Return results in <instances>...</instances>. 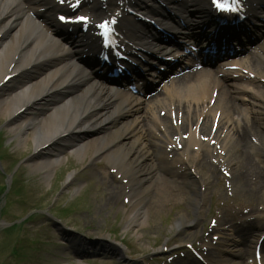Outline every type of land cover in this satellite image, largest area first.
<instances>
[{
    "label": "bare ground",
    "instance_id": "1",
    "mask_svg": "<svg viewBox=\"0 0 264 264\" xmlns=\"http://www.w3.org/2000/svg\"><path fill=\"white\" fill-rule=\"evenodd\" d=\"M135 1L137 6L142 7L146 5L147 0ZM152 1L172 5L171 7L176 8L179 13H175V17L183 19L190 29H195V23H191L188 16L191 11L203 15L204 18L211 14L210 0ZM248 5L253 16L259 18V13L264 14V0H248ZM43 8L45 11H42ZM59 10H65V6L56 4L54 0H0V116L8 118L9 130L17 136L18 147L28 145L30 141L34 143L37 150L35 156L39 159L31 162L32 169L46 171L45 178H49L53 168L61 163L60 156L65 151L72 152L79 160L89 157L91 162L103 157L112 169H116L117 177L119 175L128 179V184L121 190L118 180L112 176L110 183H106L109 191L103 203L115 204L118 195L125 192L133 205L127 222L144 224L149 220L152 211L159 212L158 208L163 199L164 205L167 201L176 199L172 189L181 191L178 183L179 179H182V182L188 185L183 191V198L188 204L190 214L185 211L174 217L171 227L173 230L195 220L189 215L194 214L195 217V212L200 208L201 196L205 194L202 193L205 183L199 182L198 172L206 171L211 187L215 182L213 180L219 176L210 159H218V163L229 170L238 190L246 189L251 169L255 167L251 156L264 149V130L261 129V121H264L263 97L255 96L254 104L257 109L253 117L242 115L241 119H235L236 115L240 116L244 111L236 104L235 99L242 98L243 94L247 93V89L239 82L228 85L205 69L202 72L192 70L178 76L172 80V86L166 88L164 93L160 91L159 95L169 98V110L171 113L176 111L177 119L186 120V124L190 121L191 124L197 123V129L199 127L200 132L204 134L211 133V126L220 111L218 131L231 122L226 133L223 134L222 131L218 135L221 152L216 149L214 151L213 147L201 140V136L197 137L196 129H190L189 138L186 140L181 137L179 141L186 152H178L180 150L175 141L173 150H177L176 158L171 161L163 160L162 165L146 164V160L153 154L147 150L144 139L139 136V140L137 138L133 143H126L125 139L134 133L133 131L128 134L132 130L131 125L119 135V127L107 136L101 135L100 132L105 129L104 126L111 127V123H107L111 119L114 120L113 124L116 123L115 112L122 118L131 111L138 110L139 100L132 96L124 97L118 91L90 79L89 72L75 61L77 52L72 46L74 41L71 38L67 41L59 36L51 26L52 16ZM87 11L95 18L104 17L108 12L115 11V0H93ZM158 14H155L158 21L165 23V19ZM128 27L133 30L130 36L135 46L130 47L131 49L144 55L148 52L161 55L168 50L166 46V49H163L155 42L151 31L137 26L132 21L123 20L122 29ZM246 32L244 30V33ZM232 33L235 36L236 30H232ZM82 40L88 50L96 47L92 35L86 34ZM66 42L70 44L67 45ZM251 62L250 67L264 74V67L258 60ZM219 69L222 70V65ZM9 74L16 75L11 83L6 85L3 80ZM225 77L233 78L229 72L225 73ZM245 78L240 75L236 80ZM185 90H188L187 94L181 97L180 91ZM214 91L218 92L216 102L214 106H210L208 97H211ZM117 101V107L112 111L111 105H116ZM152 117L156 124L163 123L161 117ZM143 122L147 124V119L144 118ZM186 124H166L165 127L162 126V131L170 140V135L184 130ZM251 136H256L258 142L252 143ZM191 146H199L198 151L194 152ZM184 168L185 173H180ZM193 168L196 172H192ZM158 170L166 171L170 176L158 175ZM175 176H179L178 179H173ZM255 176L259 179V176ZM191 181L195 183L194 187ZM148 199H151V203L147 205ZM103 203L98 205V209ZM235 230L242 236L243 243L248 242L256 232L240 228ZM210 244L213 245L212 242ZM222 251L223 249L219 250V254ZM220 262L234 264L223 257Z\"/></svg>",
    "mask_w": 264,
    "mask_h": 264
},
{
    "label": "rangeland",
    "instance_id": "2",
    "mask_svg": "<svg viewBox=\"0 0 264 264\" xmlns=\"http://www.w3.org/2000/svg\"><path fill=\"white\" fill-rule=\"evenodd\" d=\"M0 130H3L1 142L5 143L2 152L8 154L5 160L7 169L14 171L15 162L20 159L23 161L19 174L21 193L17 195L12 193L9 196L7 212L0 217V262L2 264H114L113 252L105 255L106 258H102L100 247L103 245L104 249L109 251L118 237L126 235L124 234L126 215L123 209L118 207L109 211L103 205L98 209V205L103 203V184L100 180L105 177V174H102L99 169H97L99 176L92 173L91 166L86 167L85 162L78 161L75 156L68 155L70 152H67L62 156L64 158L62 163L51 171L49 178H45V171H36L30 166L31 157L35 151L34 143L30 141L28 145L18 147V138L10 132L5 116H0ZM77 173L79 174L76 175ZM69 175H72L73 181L67 185ZM0 182L3 183L4 179L0 178ZM177 197L179 198L177 203L171 201L172 206H165L162 202L159 207L161 209L158 208L159 212L150 211L149 220L139 231L129 228L130 233L127 239L130 238L134 245V252L160 251L167 247L170 237L178 240L186 230L196 229L200 225L190 224L181 232L171 229L173 218L180 212L189 211L190 214V209L183 206L186 203L181 201L183 196L177 195ZM238 198L234 195L222 199L236 203ZM69 203H73V207L68 206ZM4 206L5 197L0 195V208ZM37 206L43 208L42 215L37 221L26 223L14 233L3 231L14 221L29 215L31 209ZM49 210L62 217L64 224L55 223L48 215ZM84 210L87 212L82 213ZM189 217L192 218L191 215ZM110 227L116 229L119 234L111 235ZM67 236H72L69 242H67ZM102 236L108 240L99 241L100 246H97L95 251L91 245H96V240ZM139 236L143 238L140 239ZM19 239L22 243H19ZM31 239L34 242L37 239L50 243L51 246L42 245L41 247L51 249L52 253L44 255L36 246L31 248L29 244ZM82 244H87L89 249L83 250ZM72 247L81 248V251L74 254ZM13 248H19V256H15ZM30 257L32 259H29ZM137 260L139 258L124 259L121 263L140 264L141 261Z\"/></svg>",
    "mask_w": 264,
    "mask_h": 264
},
{
    "label": "snow or ice",
    "instance_id": "3",
    "mask_svg": "<svg viewBox=\"0 0 264 264\" xmlns=\"http://www.w3.org/2000/svg\"><path fill=\"white\" fill-rule=\"evenodd\" d=\"M214 6L221 11H235V0H233L232 3H228L226 2V0H224V2H222V0H212ZM60 19L63 21L65 20V17H60ZM78 21H84L87 22V17H78L77 18ZM100 27L102 28H106V25H100Z\"/></svg>",
    "mask_w": 264,
    "mask_h": 264
}]
</instances>
